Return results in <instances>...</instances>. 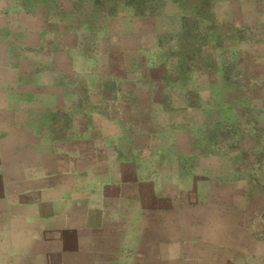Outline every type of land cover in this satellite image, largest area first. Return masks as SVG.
Returning <instances> with one entry per match:
<instances>
[{"label":"crops","instance_id":"1","mask_svg":"<svg viewBox=\"0 0 264 264\" xmlns=\"http://www.w3.org/2000/svg\"><path fill=\"white\" fill-rule=\"evenodd\" d=\"M239 4L236 72L161 136L116 101L121 52H85L91 4L0 0V264H264V0Z\"/></svg>","mask_w":264,"mask_h":264},{"label":"rangeland","instance_id":"2","mask_svg":"<svg viewBox=\"0 0 264 264\" xmlns=\"http://www.w3.org/2000/svg\"><path fill=\"white\" fill-rule=\"evenodd\" d=\"M84 2L91 4L90 12L84 9L75 20L90 32L91 44L85 52H121L123 96L116 101L134 103V121L140 120L134 123L138 132L163 136L169 116L171 126L173 122L178 125L179 117L174 115L178 104L192 102L195 87L220 83L237 70L239 54L234 43L241 37L235 30L242 22L239 0ZM111 36H117L113 38L116 42ZM131 76L133 95L127 84ZM113 88L107 82L105 89ZM163 109L169 110L165 111L166 122Z\"/></svg>","mask_w":264,"mask_h":264},{"label":"trees","instance_id":"3","mask_svg":"<svg viewBox=\"0 0 264 264\" xmlns=\"http://www.w3.org/2000/svg\"><path fill=\"white\" fill-rule=\"evenodd\" d=\"M137 8L134 6V10H136Z\"/></svg>","mask_w":264,"mask_h":264}]
</instances>
